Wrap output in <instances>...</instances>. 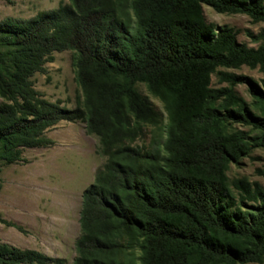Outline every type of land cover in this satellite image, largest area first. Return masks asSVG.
Returning a JSON list of instances; mask_svg holds the SVG:
<instances>
[{"label":"trees","instance_id":"16d2710c","mask_svg":"<svg viewBox=\"0 0 264 264\" xmlns=\"http://www.w3.org/2000/svg\"><path fill=\"white\" fill-rule=\"evenodd\" d=\"M67 1L0 22V164L52 146L45 132L61 121L97 137L105 163L83 193L72 264H264V189L228 177L264 149V80L220 70L264 74V37L240 43L203 12L264 23V0ZM63 51L82 91L73 109L32 80ZM65 263L0 243V264Z\"/></svg>","mask_w":264,"mask_h":264},{"label":"rangeland","instance_id":"374dc122","mask_svg":"<svg viewBox=\"0 0 264 264\" xmlns=\"http://www.w3.org/2000/svg\"><path fill=\"white\" fill-rule=\"evenodd\" d=\"M61 3L68 1L0 0V22L7 17L29 19L41 11L56 10ZM203 12L208 23L232 28L240 43L256 48L263 42V22L254 23L241 14H218L207 6ZM53 56L45 65L46 72L33 77L35 89L48 101L62 100L68 109H73L77 98H82V91L72 65V52H56ZM220 70L247 76L259 84L264 80L258 69ZM212 85L225 86L219 84L216 75ZM137 89L162 114L166 126L169 121L164 105L144 85H137ZM237 91L251 101L245 85H238ZM45 136L54 142L52 146L25 149L17 164H0V243L72 264L80 236L83 193L94 182L105 158L97 153V137L88 135L82 122L61 121L49 128ZM228 177L230 181L246 179L264 189V149L255 150L240 165H231Z\"/></svg>","mask_w":264,"mask_h":264}]
</instances>
